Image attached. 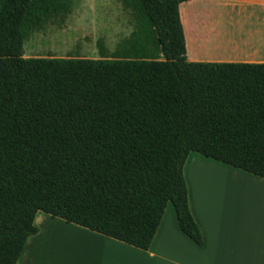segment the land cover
<instances>
[{
	"label": "trees",
	"instance_id": "obj_1",
	"mask_svg": "<svg viewBox=\"0 0 264 264\" xmlns=\"http://www.w3.org/2000/svg\"><path fill=\"white\" fill-rule=\"evenodd\" d=\"M58 1L0 3V264H18L39 212L148 251L172 204L202 246L185 165L264 180V64L189 62L193 0L142 2L164 61L25 58Z\"/></svg>",
	"mask_w": 264,
	"mask_h": 264
},
{
	"label": "crops",
	"instance_id": "obj_2",
	"mask_svg": "<svg viewBox=\"0 0 264 264\" xmlns=\"http://www.w3.org/2000/svg\"><path fill=\"white\" fill-rule=\"evenodd\" d=\"M142 2L96 0L92 12L121 30L120 38L113 33L106 36L102 30L95 44L89 34L74 36L75 29L65 25L71 11L63 15L64 23L57 30L50 32L52 24L45 21L30 37L44 31L56 44L58 34L65 32L73 44L87 40L85 48L75 44L76 54L68 51L65 57L47 59L164 61ZM180 14L189 62L264 64V0H193L181 5ZM184 175L202 246L180 230L172 204L148 251L39 212L35 220L39 233L29 238L18 264L54 262L42 245L57 232L77 242L73 264H264V180L202 155L189 156Z\"/></svg>",
	"mask_w": 264,
	"mask_h": 264
},
{
	"label": "rangeland",
	"instance_id": "obj_3",
	"mask_svg": "<svg viewBox=\"0 0 264 264\" xmlns=\"http://www.w3.org/2000/svg\"><path fill=\"white\" fill-rule=\"evenodd\" d=\"M103 1L104 4H107L106 2H108L109 0ZM95 3L96 0H62V2L59 0L57 8H53L54 10H52L50 13H47L49 20L46 25L52 24L48 27V30L50 32L57 30L58 25L64 23L63 15L67 14L68 11H71V18L68 20V22L65 23V25L67 27L71 26L75 29L74 32H72L74 36L89 34L90 36H92L90 37V39H92L91 41H93V44H95L98 39L96 37L97 32L99 30H102V34L106 33V36H110L113 33L116 37L120 38V35H122L121 30H117L115 25L105 23L106 20H103L100 16H96L92 12ZM119 26L120 28L123 27L122 24ZM126 26L127 24H124V27ZM43 32H37L32 35V37H29V39L26 38L24 44V52L26 58H47L50 57V55H57L56 57H65L63 55H66L68 51V53H78V51H75V53L73 52L75 44L78 43V45H82L84 46V48L87 44V40L84 41L85 43L83 41H77L73 44V41H70V38H68L69 36L65 32H60L57 36L56 44H53L48 40V36H46V34ZM197 156L201 155L196 153H192L190 155V157L192 158H196ZM45 236L46 234L41 238ZM76 243L77 242H75L74 238H72L71 235L69 236V234L67 233L65 234L63 232H57L55 235L53 234L52 237L42 245L43 253L47 255V257L53 258L54 262H52L51 264H73L74 248L76 247V245H78ZM28 250L29 247L27 249V252ZM32 259H34V257H32ZM41 264L47 263L41 262Z\"/></svg>",
	"mask_w": 264,
	"mask_h": 264
}]
</instances>
